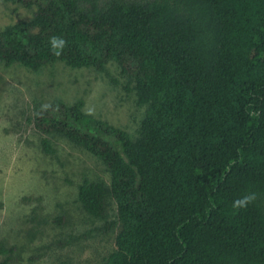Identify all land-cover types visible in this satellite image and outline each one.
<instances>
[{"label":"trees","instance_id":"16d2710c","mask_svg":"<svg viewBox=\"0 0 264 264\" xmlns=\"http://www.w3.org/2000/svg\"><path fill=\"white\" fill-rule=\"evenodd\" d=\"M5 1L37 10L0 33V64L105 72L115 60L147 106L136 140L86 121L82 102L35 108L39 132L111 174L110 188H79L94 218L119 205L106 264H264V0Z\"/></svg>","mask_w":264,"mask_h":264},{"label":"rangeland","instance_id":"374dc122","mask_svg":"<svg viewBox=\"0 0 264 264\" xmlns=\"http://www.w3.org/2000/svg\"><path fill=\"white\" fill-rule=\"evenodd\" d=\"M36 10L0 0V33L30 22ZM104 68H74L59 60L37 70L0 64V264H106L117 249V201L110 197L99 219L79 201L84 182L111 187L107 166L86 148L43 134L33 123L36 107L82 102L86 121L136 140L147 106L125 89L134 83L115 60ZM43 140L54 153L44 151Z\"/></svg>","mask_w":264,"mask_h":264},{"label":"clouds","instance_id":"9594fccd","mask_svg":"<svg viewBox=\"0 0 264 264\" xmlns=\"http://www.w3.org/2000/svg\"><path fill=\"white\" fill-rule=\"evenodd\" d=\"M52 43H53L54 47L57 45L62 47L64 44V41L62 39L57 38V37H53Z\"/></svg>","mask_w":264,"mask_h":264}]
</instances>
